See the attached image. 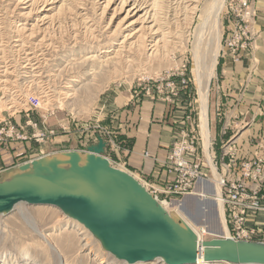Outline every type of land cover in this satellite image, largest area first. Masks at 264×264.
Listing matches in <instances>:
<instances>
[{
  "label": "rangeland",
  "instance_id": "374dc122",
  "mask_svg": "<svg viewBox=\"0 0 264 264\" xmlns=\"http://www.w3.org/2000/svg\"><path fill=\"white\" fill-rule=\"evenodd\" d=\"M248 1L255 11L250 23L253 35L248 41L249 44L239 51V61H235L233 53L226 45L233 26L238 20L239 0H226L218 21L211 17L208 19L210 23L204 28L202 27L203 17L212 0H198L196 14L190 15L187 12L188 15L182 17L183 21H179L180 26L173 25L172 37H169L170 41L165 48L155 51H136L129 61L124 59L116 62L117 60L107 59L108 56H113V53L107 55L101 51L111 46L113 40L106 31L110 16L100 15L101 11L95 6L96 1H84V6L87 8L85 11L82 10L85 13L84 16L95 24L93 27L97 30L96 32L87 30L83 21L77 17V11L80 9L74 7L83 0L74 2V7L59 10L62 2L60 1L57 3L56 10L50 12L54 17L41 25V34L32 38L24 36L26 47L21 50L16 46V27L25 22L35 23L39 13L34 11L26 15L25 12L28 11L26 6L17 3L18 0H0V120L7 118L16 122L24 121L25 112H28L29 119L42 121L45 129L50 132L45 144L32 141L33 143L30 142L26 149L25 142L1 144L0 166L5 171L0 173V180L16 170L19 162L35 156L41 146H44L43 151H48L50 148L48 145L56 136L58 125L62 129L61 124L74 126L77 123L79 126L74 127L78 132L84 127L83 124L98 121L101 113L99 107L105 103L107 95L112 94L115 89L125 93L132 90L139 95L161 96L166 101H171L178 98L183 91H187L188 86L189 108L193 117L191 127L193 134L197 135V141L199 140L198 153L201 155L205 146L200 128L199 89L194 74L195 52H200L205 68H209L213 64L214 57L217 56L216 68L208 92L211 144L213 143L209 151L211 152L213 146L221 169L224 163L223 155L226 158L228 152L227 141L229 142L231 133L226 111L222 104L216 101L218 95L225 93V87L219 80L218 72L220 74L224 57L229 56L234 63H240L243 52L258 47L256 41L260 38V33L255 29L254 23L257 9L253 0ZM43 31L50 38V42L38 46V41L45 35ZM174 33H177V37L173 36ZM103 57L108 61L102 62ZM183 79H186L185 83L182 82ZM169 83L175 84V91L168 87ZM29 95H37L41 98L42 109L39 111L29 109L26 103V97ZM65 129L68 130V127ZM52 131H54L53 135ZM67 146H70V143ZM2 148H5V154ZM9 159L13 162L8 165L6 160ZM165 164L169 166L171 172L172 166L169 159ZM242 164L243 162L238 163L236 167L240 168ZM115 165L119 166L117 163ZM205 168L207 181H201L202 184L198 181L187 195H171L169 202L172 203H169L168 210L179 215L176 206L179 204L183 206L186 215L202 234L203 239L209 240L224 233L217 204H212L210 199L200 195L201 190L212 189L211 183L215 179L211 163ZM219 176L221 178L220 174ZM145 178L151 181L147 176ZM173 179L174 175L171 179H167L165 184L152 181L151 183L167 186ZM223 192L222 187V194ZM22 211L32 217L41 232L48 234L55 249H52L39 236V233L34 232L23 221L20 215ZM224 213L227 226L229 230H232L225 207ZM78 224L84 226L57 207L18 204L12 212L0 215V264H128L104 250L100 241L86 227V231H83ZM204 229L206 232L202 231ZM262 234L263 232L259 231L255 240L264 241ZM85 235L89 238L88 246H85L87 241L83 240L86 238ZM137 264H165V262L155 260ZM219 264L233 263L220 262Z\"/></svg>",
  "mask_w": 264,
  "mask_h": 264
},
{
  "label": "water",
  "instance_id": "95a60500",
  "mask_svg": "<svg viewBox=\"0 0 264 264\" xmlns=\"http://www.w3.org/2000/svg\"><path fill=\"white\" fill-rule=\"evenodd\" d=\"M107 142L52 152L17 165L0 180V215L20 203L50 205L83 224L103 249L128 264H264V241L219 235L200 240L129 170L106 156ZM216 204L214 199H210Z\"/></svg>",
  "mask_w": 264,
  "mask_h": 264
},
{
  "label": "crops",
  "instance_id": "0c3cea01",
  "mask_svg": "<svg viewBox=\"0 0 264 264\" xmlns=\"http://www.w3.org/2000/svg\"><path fill=\"white\" fill-rule=\"evenodd\" d=\"M253 3L257 9L255 29L260 33L256 41L258 47L243 52L240 63H234L229 56L224 57L220 74L218 72L225 93L218 95L216 101L226 111L231 133L221 169L213 146L210 152L221 176L234 177L238 163L261 155V146L264 145V0H253ZM187 88L172 102L161 96L115 89L99 107L98 121L83 124L78 132L75 129L79 126L77 123H74L75 127L61 124L64 129L58 125L48 152L84 151L89 145L98 143L100 135L107 142L106 156L119 167L136 176H147L152 182L165 184L174 175L165 164L174 143L185 133L192 132L193 117ZM67 127L68 130L65 129ZM197 144L200 148L199 142ZM4 151L2 148L5 154ZM6 161L8 165L13 162L10 159ZM227 163H232L229 168L225 166ZM205 167L203 173L207 177ZM4 171L0 166V173ZM258 204L259 209L248 212L246 225L262 231L264 236V181L260 184Z\"/></svg>",
  "mask_w": 264,
  "mask_h": 264
},
{
  "label": "bare ground",
  "instance_id": "6f19581e",
  "mask_svg": "<svg viewBox=\"0 0 264 264\" xmlns=\"http://www.w3.org/2000/svg\"><path fill=\"white\" fill-rule=\"evenodd\" d=\"M60 1L62 2L58 8L59 10L65 7L66 8H69L71 6L74 7L75 6L74 2H76L77 0H18L17 3L26 6L25 8L28 10L25 12L26 15H30V13L32 14V12L34 11L38 12L39 14L38 17H36L37 21L35 23L20 22L21 24H19V26L16 27L17 39L15 41L17 42L16 44L17 47H19L21 50H24L26 47L24 43V38L25 37L32 38L41 32L42 30L41 25H44L45 23L50 21L52 17H54L53 14H51L50 12L56 10L55 8L56 6H58L57 3ZM84 1L87 0H83V2L77 3L76 4L77 7L76 6L74 7L80 9V11H77V17H79L83 21V24H85L84 27L87 30L91 32H96L97 30L95 29V27H93L95 24L92 22L91 19L84 16L85 13H83L82 11V10L85 11V9L87 8V7L85 8L84 6L85 5ZM94 1H96L95 6H97L98 10L101 11L100 15L110 16V18L107 17L109 18L108 20L109 22L106 27V31H108L107 33L111 38V40H113V43L111 46L107 47L106 50L101 49V51L103 53H107V55L113 53L114 55L110 57L108 56L107 59H112L113 61L117 60L116 62H119L124 59L129 61V58H131L133 53L136 51H142V50L155 51V50H160L161 48H165L168 44V41H170L169 37H172L171 34L173 33V28H172L173 25L176 24L180 26L179 21L183 19L182 18L183 16L184 17L186 16L187 12L190 15L191 14L195 15L198 9L197 6L198 0H93V2ZM225 3L226 0H212L211 4L209 5V7L205 12V16L203 17V21H202L203 28L210 23V22L208 23V19H210L211 17H214L216 21H218V17L225 6ZM201 32L203 33V30ZM179 35H181V33H179ZM173 36L177 37V33H174ZM119 37H122V39L118 40ZM49 42H50V38H48L45 33V35H43L42 38L38 41V46H42L44 43L47 44ZM195 53L196 54H195L194 74L196 76V84L199 89L200 128L204 136L203 140H204L205 150L207 153L206 157L209 159L215 174V179H213L211 183L212 189L208 191L201 190L200 195L206 199H214L216 201L220 214V219L222 221L221 223H222V231L224 233L223 235H225V237L233 238L230 235V230L226 223V215L224 213V201L222 199V187H221L222 180L219 176L216 166L212 162L213 155L209 151L211 147V130L209 124L208 92H209V84L215 72L217 56L214 57L213 64L209 68H205V66L203 65L202 58L200 57V52H195ZM107 59L104 60L101 59V60L102 62H104L105 60L108 61ZM141 183L145 185L146 188H148L144 182L141 181ZM199 183H201V181H199ZM161 203L168 210L170 208L168 207L169 203L172 202L161 201ZM176 208H177L176 209L177 212L179 213V216L182 217L190 227H192V229L197 233L199 239L203 240L202 234L198 232L192 221L188 218L185 211L183 210V206L179 204L176 206ZM20 215L23 221L34 232L39 233V236L52 249H55L54 245L49 239L48 234L41 232L39 230L37 224L32 219V217H30L23 211L20 213ZM78 226H81V229H83V231L84 230L86 231L85 226H82L80 224H78ZM83 231L81 233H83ZM202 231L206 232L205 229ZM88 239L89 238L87 236L86 238L83 239L84 241H87L85 242L86 243L85 246L89 245ZM156 260H161V259L157 258ZM219 263L220 262H206L204 260L203 253L201 252L198 256V261L196 264H219Z\"/></svg>",
  "mask_w": 264,
  "mask_h": 264
},
{
  "label": "built area",
  "instance_id": "2783aa9c",
  "mask_svg": "<svg viewBox=\"0 0 264 264\" xmlns=\"http://www.w3.org/2000/svg\"><path fill=\"white\" fill-rule=\"evenodd\" d=\"M237 12L238 20L234 24L230 33L231 35L226 43L228 50L233 53L235 61H239V51L243 50L249 44L248 41L253 35L252 25L250 23L255 15L252 4L248 0H239V9ZM182 82L185 83L186 79H183ZM168 87L173 91L176 90L174 83H169ZM26 103L30 107L29 109L34 111H39L43 105V101L37 95H29L26 97ZM25 113L26 119L24 121L16 122L13 119L7 118L0 120V145L3 143L17 144L25 142L24 148L26 149L32 141L38 144H45L50 132L45 129L42 121L29 119V113ZM193 133V131L191 133H185L173 145V151L168 159L172 166L171 172H174V179L169 185L160 186L151 183L145 177L135 175L147 185V189L159 201L168 202L171 195H187L190 193L189 190L198 181H207L203 173V168L205 164L206 166L207 164L210 165V162L206 157L205 149L203 150L204 154H197V142L199 140L197 141V135ZM53 134L54 131H52ZM42 149L43 146L36 152L35 156L19 162L18 165L52 153L43 151ZM261 149V155L256 156L253 160L243 161L242 167L235 171L234 177H230L229 175L221 176V185L224 188L222 199L228 214L227 217H229L232 226L230 235L235 240H255L260 231L254 227H248L246 225V218L249 211L260 208L258 199L260 184L264 181V145L261 146ZM145 155H148V152H145ZM112 163L114 165L116 164L114 162ZM231 164L227 163L225 166L229 168Z\"/></svg>",
  "mask_w": 264,
  "mask_h": 264
}]
</instances>
